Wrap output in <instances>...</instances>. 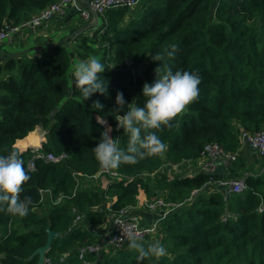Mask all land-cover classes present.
Listing matches in <instances>:
<instances>
[{
  "label": "trees",
  "instance_id": "16d2710c",
  "mask_svg": "<svg viewBox=\"0 0 264 264\" xmlns=\"http://www.w3.org/2000/svg\"><path fill=\"white\" fill-rule=\"evenodd\" d=\"M56 1L0 0V31ZM92 32L73 48L56 43L40 55L0 62V155L13 149L21 154L31 177L21 199L33 201L25 217L0 212V264H39V255L30 256L46 244L48 227L60 236L44 264H264V157L258 171L247 172L250 167L239 154L229 167L236 169L235 178L244 179L245 189L229 195L206 185L211 178L221 179L219 173H176L170 178L165 171L168 163H195L215 141L240 153L242 130H264V0H144L135 8L107 10ZM172 44L178 50L166 63L173 72L201 77L198 100L170 128L157 131L168 145L166 152L121 164L112 171L121 179L108 175L111 182L105 188L95 185L88 178L102 167L92 149L104 130L96 117L104 116L112 137L126 150L129 135L117 130L112 112L116 94L122 92L127 104L142 107L143 85L154 83L159 67L151 57ZM90 56H100L106 68L100 79L108 82V95L95 93L83 101L72 66ZM136 66H143V77L133 74ZM132 77L137 82L130 86ZM97 100L104 105L99 112L92 108ZM38 126L45 131L42 146L21 151L18 140ZM49 153L66 156L48 161ZM34 154L42 156L29 169ZM141 189L150 202L174 204L159 219L167 255L138 261L126 240L108 251L107 242L102 243L100 251L81 256L82 248L100 242L109 214L133 206L130 210L138 212ZM152 240L149 234L142 242Z\"/></svg>",
  "mask_w": 264,
  "mask_h": 264
},
{
  "label": "clouds",
  "instance_id": "9594fccd",
  "mask_svg": "<svg viewBox=\"0 0 264 264\" xmlns=\"http://www.w3.org/2000/svg\"><path fill=\"white\" fill-rule=\"evenodd\" d=\"M178 46L170 45L163 54L156 53L152 60L159 62L155 69L154 83H145L142 93L145 98L143 106H138L134 101L127 104L123 93L117 92L115 97L117 130L123 129L129 135L127 149H121L110 133L112 127L107 124L103 115L96 117L97 123L104 126L100 133L97 146L92 149L102 168L107 171L117 170L121 164H136L148 156L160 155L166 152L168 145L156 134L163 128H170L171 122L184 113L189 105L199 98V85L201 77L196 72L177 70L173 72L166 61L174 58ZM73 77L75 88L79 90L83 101L93 94L99 93L107 97L108 87L105 80L100 79V74L105 71V66L100 58L90 56L86 60L77 59L73 64ZM104 105L94 101L92 108L97 112ZM120 113H124L120 115ZM145 134L142 136L141 131ZM156 130V131H149ZM28 170L24 166L21 154L13 149L8 155H0V212L25 217L33 204L31 197L21 199L24 191L23 185L30 180ZM129 249L138 253V261L149 257L157 259L167 255L166 247L155 241L145 245L141 238L135 234H128Z\"/></svg>",
  "mask_w": 264,
  "mask_h": 264
},
{
  "label": "built area",
  "instance_id": "2783aa9c",
  "mask_svg": "<svg viewBox=\"0 0 264 264\" xmlns=\"http://www.w3.org/2000/svg\"><path fill=\"white\" fill-rule=\"evenodd\" d=\"M141 0H91L87 7H80L77 5L76 0H58L56 2L51 3L46 8L42 9L38 13H35L31 16V18L27 21L19 23L14 26H9V31H5L4 29L0 31V44L5 41H11L14 38V35L19 31L25 28H36L40 26H44L48 24L57 14L63 13L67 6L73 5L76 7L77 11L84 19H90L93 15L97 14L98 16L103 15L109 9H117L120 7H129L135 8L140 4ZM244 144H249L251 147L257 150L260 158L264 157V130L260 131H247L242 130L240 134V143L239 146ZM35 149H39V147H35ZM239 151H226L222 145L218 142L208 143L204 151L202 152V157L207 158V160L203 163V171H206L210 174L218 173L219 167H229L236 159L239 157ZM40 154H34L33 157L28 162V168H35V159L40 157ZM66 154H62L59 157L49 153L47 155L48 161H59ZM182 164H169L167 166V170H170V177L173 178L178 171L176 169L182 171ZM174 174L171 176V174ZM168 174V173H167ZM112 176L116 179H121L116 172H110L101 168L99 174L94 176L97 177H108ZM191 176V175H189ZM93 178V177H92ZM109 178V177H108ZM126 179L132 180L134 177H128ZM207 186H219L222 188V191L225 195L241 192L245 189V182L242 178H227V179H214L211 178L209 182L206 184ZM205 185V186H206ZM144 192V191H143ZM198 190H195L193 194H196ZM140 201V199H139ZM149 201V200H148ZM150 202V201H149ZM143 205H142V204ZM146 206L150 208L152 211L161 210L162 214L160 217H165L168 215L173 208L174 204L169 203L166 205L163 199H159L155 202H150L149 205L146 201L138 202L136 206V210L138 211V206ZM107 208H110L111 204L108 203L106 205ZM166 207V208H163ZM135 208L134 206L130 209ZM124 209L118 213H111L108 216L107 224L109 227H105L106 230L100 237V242L96 245L89 246L87 248L81 249V256L83 253L90 251H100L102 249V243L107 242V245H112L114 247L122 244V242L128 240V234L138 235L141 240H143L147 235L151 232L156 231L157 223H159L160 217L155 221L152 225H144L142 224V218L138 214V212H134L132 210ZM80 219L78 215L76 217V221Z\"/></svg>",
  "mask_w": 264,
  "mask_h": 264
},
{
  "label": "crops",
  "instance_id": "0c3cea01",
  "mask_svg": "<svg viewBox=\"0 0 264 264\" xmlns=\"http://www.w3.org/2000/svg\"><path fill=\"white\" fill-rule=\"evenodd\" d=\"M76 1L78 6L87 7L91 0ZM141 2L144 3V0H141ZM77 16L87 21L84 26L82 25L84 23L79 24ZM99 23L100 16L97 20L95 19V15L90 17V19H84L75 6L69 5L63 13L57 14L48 24L36 28H25L16 33L11 41H5L0 44V62H4L11 56L32 57L40 55L43 48L56 43H65L67 46L73 48L78 44L82 36L91 32L92 28ZM128 63L131 64V62ZM107 124L110 125L108 121ZM39 128L40 126L26 138L25 143H31L27 148L22 149L18 147L21 151L42 146V142L46 139L45 131H40ZM240 155L246 165L250 167V171L247 170V172L258 171L262 159L256 149L249 144H244L241 146ZM206 160L207 158L201 157L195 163L185 162L182 167V174L193 175L199 171H203V163ZM235 170L233 167H219L218 173L221 175V179L235 178ZM261 171H264V167ZM96 180H99L101 186L104 188L110 183L108 177L99 176ZM138 202H140L139 199ZM138 214L141 216L144 225H152L161 216L162 211L158 210L155 212L146 206L140 205L138 206ZM105 225V223L102 225V229L105 228Z\"/></svg>",
  "mask_w": 264,
  "mask_h": 264
},
{
  "label": "rangeland",
  "instance_id": "374dc122",
  "mask_svg": "<svg viewBox=\"0 0 264 264\" xmlns=\"http://www.w3.org/2000/svg\"><path fill=\"white\" fill-rule=\"evenodd\" d=\"M78 17V20H79V24L81 23H84V24H82L83 26L85 25V23L87 22L86 20H83L82 18H80L79 16H77ZM81 20H82V22H81ZM102 30V29H101ZM100 30V28H98V31H101ZM88 34L89 35H92L93 34V32L91 31V32H88ZM96 57H98V58H100V56H96ZM129 65H132V63L131 64H129ZM136 82H137V80L136 79H133V77L131 78V81L129 82V84H130V86L131 85H136ZM128 85V84H127ZM129 86V85H128ZM129 88H131V87H129ZM39 130L40 131H43L44 129H43V127L42 126H40V128H39ZM112 133H110V135H111ZM40 148V147H39ZM166 171V173H168V175H169V177H170V170H165ZM175 171H178L179 173H182V171L181 170H178V169H176ZM172 175H174L173 173L171 174V176ZM171 178V177H170ZM89 180H91V182L92 183H94L95 185H101V183L99 182V180H96L94 177L93 178H88ZM87 179V180H88ZM101 180V179H100ZM109 182H111V179L109 178ZM108 182V183H109ZM163 197H165V196H163ZM138 199H140V201H146L147 203H148V205H149V201H148V197H147V195H146V193H144L143 192V190L141 189L140 190V194L138 195ZM165 203V202H164ZM142 204V203H141ZM167 204H169L168 202L166 203V205ZM108 205V204H107ZM143 205V204H142ZM107 207V206H106ZM159 210V209H158ZM153 211H155V212H157L156 211V207H155V210H153ZM106 225H105V227H109V224H107V221H106V223H105ZM151 234V236H152V241L153 242H155V241H160L161 242V240H162V238H163V234L160 232V227H159V223H157V227H156V231L154 232H151L150 233ZM156 235H158L157 237H155ZM144 240V239H143ZM118 246H120V245H118ZM113 246L112 245H107L106 244V246H105V248L104 249H106V251H108L109 249H111ZM114 247H117V246H115V244H114ZM113 247V248H114ZM113 250V249H112Z\"/></svg>",
  "mask_w": 264,
  "mask_h": 264
},
{
  "label": "water",
  "instance_id": "95a60500",
  "mask_svg": "<svg viewBox=\"0 0 264 264\" xmlns=\"http://www.w3.org/2000/svg\"><path fill=\"white\" fill-rule=\"evenodd\" d=\"M98 15L95 14V19H98ZM10 27L9 25L5 26L4 30L5 31H9ZM133 74L136 77H143L144 73H143V66H136L133 68ZM47 233H48V239L45 245L37 248L33 254L30 256V259H33L36 255H39V264H44L46 262V253L50 250L52 243L54 241L55 237H59L60 233L58 231H55L53 229H51L50 227H48L47 229Z\"/></svg>",
  "mask_w": 264,
  "mask_h": 264
},
{
  "label": "bare ground",
  "instance_id": "6f19581e",
  "mask_svg": "<svg viewBox=\"0 0 264 264\" xmlns=\"http://www.w3.org/2000/svg\"><path fill=\"white\" fill-rule=\"evenodd\" d=\"M27 137H28V136H27ZM27 137H26V138H27ZM26 138H25L24 140H22V139H21V140H18V142L16 143V146L19 147V148H22V149L27 148L31 143H30V144L25 143V142H26V141H25ZM38 141H40V139H38Z\"/></svg>",
  "mask_w": 264,
  "mask_h": 264
}]
</instances>
